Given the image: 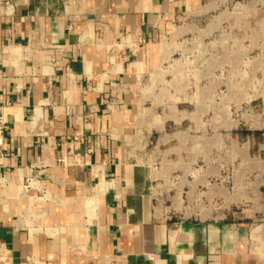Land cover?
Instances as JSON below:
<instances>
[{
	"label": "crops",
	"instance_id": "crops-1",
	"mask_svg": "<svg viewBox=\"0 0 264 264\" xmlns=\"http://www.w3.org/2000/svg\"><path fill=\"white\" fill-rule=\"evenodd\" d=\"M177 53L264 106V0H0V264H264V132L230 183L197 162L153 93Z\"/></svg>",
	"mask_w": 264,
	"mask_h": 264
},
{
	"label": "rangeland",
	"instance_id": "rangeland-1",
	"mask_svg": "<svg viewBox=\"0 0 264 264\" xmlns=\"http://www.w3.org/2000/svg\"><path fill=\"white\" fill-rule=\"evenodd\" d=\"M181 56L177 53L173 59L171 68L177 72L171 73L170 63L163 65L162 71L169 73L162 75L163 80L158 83L160 89L153 92L161 101L158 112L183 118L191 131L197 124V117H200V128L205 130L206 155L205 159L200 157L197 162L202 166L206 164V167L210 163L221 162L222 179L230 183L235 174L233 164L245 163L247 150L260 144L261 133L264 132L261 92L245 89L247 82L260 85L262 76L246 74V60H242L239 71L231 75L226 67L214 66L218 60ZM238 94L243 97L235 101ZM214 136L219 138L215 140ZM192 159L191 155L187 161Z\"/></svg>",
	"mask_w": 264,
	"mask_h": 264
},
{
	"label": "built area",
	"instance_id": "built-area-1",
	"mask_svg": "<svg viewBox=\"0 0 264 264\" xmlns=\"http://www.w3.org/2000/svg\"><path fill=\"white\" fill-rule=\"evenodd\" d=\"M7 130V119L5 112L2 108H0V170L5 165V160L7 158V154L4 150V144H3V137Z\"/></svg>",
	"mask_w": 264,
	"mask_h": 264
}]
</instances>
